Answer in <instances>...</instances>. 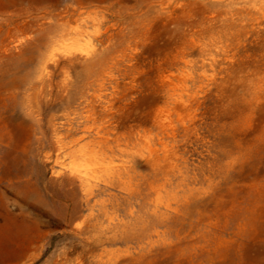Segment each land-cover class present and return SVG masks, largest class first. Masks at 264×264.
I'll list each match as a JSON object with an SVG mask.
<instances>
[{
	"label": "rangeland",
	"instance_id": "rangeland-1",
	"mask_svg": "<svg viewBox=\"0 0 264 264\" xmlns=\"http://www.w3.org/2000/svg\"><path fill=\"white\" fill-rule=\"evenodd\" d=\"M0 264H264V0H0Z\"/></svg>",
	"mask_w": 264,
	"mask_h": 264
}]
</instances>
